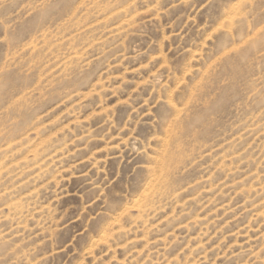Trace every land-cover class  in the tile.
Returning <instances> with one entry per match:
<instances>
[{
	"label": "rangeland",
	"instance_id": "rangeland-1",
	"mask_svg": "<svg viewBox=\"0 0 264 264\" xmlns=\"http://www.w3.org/2000/svg\"><path fill=\"white\" fill-rule=\"evenodd\" d=\"M0 264H264V0H0Z\"/></svg>",
	"mask_w": 264,
	"mask_h": 264
}]
</instances>
